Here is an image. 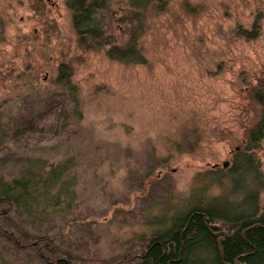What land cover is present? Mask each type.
Wrapping results in <instances>:
<instances>
[{"label":"rangeland","instance_id":"374dc122","mask_svg":"<svg viewBox=\"0 0 264 264\" xmlns=\"http://www.w3.org/2000/svg\"><path fill=\"white\" fill-rule=\"evenodd\" d=\"M66 1L0 0V179L66 159L74 179L71 202L38 221L0 208V264H42L51 255L29 244L40 236L72 264H139L191 196L264 214V137L245 148L264 90V0H151L143 56L126 63L79 44ZM131 3L97 14L107 33L120 17L128 27ZM243 153L253 174L227 180Z\"/></svg>","mask_w":264,"mask_h":264},{"label":"trees","instance_id":"16d2710c","mask_svg":"<svg viewBox=\"0 0 264 264\" xmlns=\"http://www.w3.org/2000/svg\"><path fill=\"white\" fill-rule=\"evenodd\" d=\"M131 1L132 9L126 21L128 27L121 26L124 18L120 17L116 20V27L112 28V34L106 32L97 18L100 11L111 6V0H67L79 44L95 49L108 46L106 56L125 63L133 57L143 56L136 43L145 28L151 0ZM122 28L124 32L128 31V39L121 44L113 43L115 36L118 38L114 30ZM254 30L256 34V27ZM143 58L140 63L144 62ZM71 72L68 65L61 64L57 70L58 81L68 84ZM252 96L261 105V112L248 131L246 150L255 148L264 137V90L253 89ZM2 135L0 126V137ZM249 160L248 155L240 154L231 170L224 174L220 170L212 171L217 173L213 175L222 174L229 181L247 171L249 173L245 175H251ZM72 162V159H66L38 168L32 165L9 181L0 179V208L5 206L8 210L15 207L17 211L34 216L32 221L63 210L61 206H67L73 194L71 185L74 179L66 178ZM212 200L204 198V195L191 196L167 225L152 233L138 255L139 264H264V214L257 215L253 201H250L252 211L247 213L234 210L221 199ZM23 234L25 238L19 235V240H27V234ZM8 235L10 238L13 236ZM44 239L40 236L37 241L29 243L33 249L42 247L51 255L46 256L40 250L38 256L42 264H72L69 256L56 255V250Z\"/></svg>","mask_w":264,"mask_h":264}]
</instances>
